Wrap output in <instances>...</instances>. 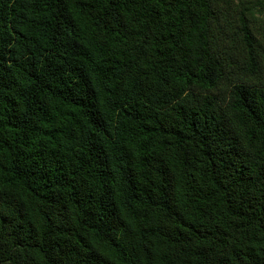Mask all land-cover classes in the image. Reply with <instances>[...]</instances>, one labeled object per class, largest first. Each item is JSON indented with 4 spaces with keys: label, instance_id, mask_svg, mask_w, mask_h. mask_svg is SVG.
Listing matches in <instances>:
<instances>
[{
    "label": "trees",
    "instance_id": "trees-1",
    "mask_svg": "<svg viewBox=\"0 0 264 264\" xmlns=\"http://www.w3.org/2000/svg\"><path fill=\"white\" fill-rule=\"evenodd\" d=\"M0 264H264V0H0Z\"/></svg>",
    "mask_w": 264,
    "mask_h": 264
}]
</instances>
